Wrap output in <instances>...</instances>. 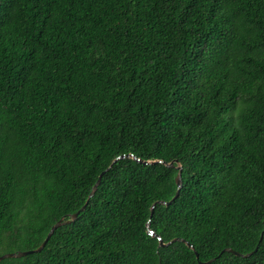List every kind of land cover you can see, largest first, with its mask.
I'll return each instance as SVG.
<instances>
[{
  "label": "trees",
  "instance_id": "1",
  "mask_svg": "<svg viewBox=\"0 0 264 264\" xmlns=\"http://www.w3.org/2000/svg\"><path fill=\"white\" fill-rule=\"evenodd\" d=\"M127 153L0 264H264V0H0V255Z\"/></svg>",
  "mask_w": 264,
  "mask_h": 264
},
{
  "label": "water",
  "instance_id": "2",
  "mask_svg": "<svg viewBox=\"0 0 264 264\" xmlns=\"http://www.w3.org/2000/svg\"><path fill=\"white\" fill-rule=\"evenodd\" d=\"M126 157H130V158L134 159L136 162H139V163H142V164H151V163L159 162V163H163V164H165L166 166H169V167H173V166H174V162H173V161H171V162H169V163H164L162 160H142V159L136 157L135 155H133L132 153L121 154V155L116 156V157L114 158V160L112 161V163H111V164H110L105 170H103V171L100 172V174L98 175V177H97L95 183L93 184V186H92V188H91V190H90V192H89V194H88V196H87V199H86V201L84 202V204H83L78 210H76L75 212L71 213L67 219H64V217H61L58 221H56V222L50 227L48 233L46 234L45 238H44L43 241L39 244L38 247H36V248H34V249H30V250H23V251H15V252H6V253H3V254L0 255V261L3 260L4 258H19V257L25 256V255L31 254V253L40 252V251L43 249L44 245L46 244L47 240L50 238V236L52 235V233L54 232V230H55L57 227H59V226H61V225H63V224H67V223H70V222L74 221V220L76 219V217L78 216V214H79L82 210L85 209V207H86V205H87V202H88L89 198L93 196V194L95 193V191H96V189H97V186H98V184H99V182H100V178H101L102 174H103L105 171H107V170L111 167V165H112L116 160L123 159V158H126ZM176 168H178V173H177V175H176V184H177V186H178V188H179V187L181 186V178H180V170H181V167H180V165H177ZM177 194H178V189H177V191H176L174 197H175ZM174 197H173V198H174ZM169 202H170V201H163V200L156 201V202L153 203L152 206H151V212H152V209H153V207L155 206L156 203L167 205V204H169ZM150 215H151V214H150ZM148 232H149L150 234H152L153 236H156V237H157V239L159 240V245H160V246H166L167 244H169V243L171 242V241H170V242H168V243H163V241H162V239L160 238V236H159V235H156L151 229H149ZM177 240H179V239H178V238H174L172 241H177ZM181 241L185 242L184 240H181ZM185 243H186V245H187L189 248L193 249V247H192V245H191L190 243H187V242H185ZM254 250H255V249H254ZM224 251H226V252H230V253H232V254H234V255H236V256H241V257H248V256L251 255L252 252H253V251H251V252H248V253L242 254V253H240V252H238V251H235V250H233V249H231V248H229V247L224 248V249L222 250V252H224ZM195 255H196V257H197V254H196V253H195ZM212 260H213V259L208 260L207 263H208V262H211Z\"/></svg>",
  "mask_w": 264,
  "mask_h": 264
}]
</instances>
